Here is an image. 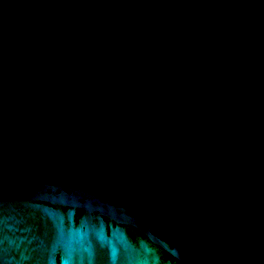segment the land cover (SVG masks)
Returning <instances> with one entry per match:
<instances>
[{
    "label": "water",
    "instance_id": "obj_1",
    "mask_svg": "<svg viewBox=\"0 0 264 264\" xmlns=\"http://www.w3.org/2000/svg\"><path fill=\"white\" fill-rule=\"evenodd\" d=\"M0 264H264V0H0Z\"/></svg>",
    "mask_w": 264,
    "mask_h": 264
}]
</instances>
